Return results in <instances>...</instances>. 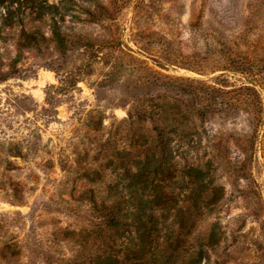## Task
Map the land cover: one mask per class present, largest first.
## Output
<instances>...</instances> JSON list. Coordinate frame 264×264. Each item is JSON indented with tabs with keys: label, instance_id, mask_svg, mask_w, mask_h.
Masks as SVG:
<instances>
[{
	"label": "rangeland",
	"instance_id": "374dc122",
	"mask_svg": "<svg viewBox=\"0 0 264 264\" xmlns=\"http://www.w3.org/2000/svg\"><path fill=\"white\" fill-rule=\"evenodd\" d=\"M52 28L65 35L63 50ZM28 32L38 48L22 44ZM231 66L240 72L223 70ZM168 78L185 91L254 86L261 104L177 102ZM152 95L167 102V126L171 117L186 125L172 134L168 164L179 173L205 165L209 190L222 192L184 227L178 256L213 229L201 264H264V0H0V264L86 256L77 233L96 231L92 199L143 154L135 141L149 140L151 124L128 112ZM199 188L171 182L165 191ZM183 206L187 220L193 208ZM121 240L111 232L116 247Z\"/></svg>",
	"mask_w": 264,
	"mask_h": 264
},
{
	"label": "trees",
	"instance_id": "16d2710c",
	"mask_svg": "<svg viewBox=\"0 0 264 264\" xmlns=\"http://www.w3.org/2000/svg\"><path fill=\"white\" fill-rule=\"evenodd\" d=\"M47 7L56 9L53 5ZM11 19L9 14L5 16V22ZM51 31L54 41L60 50H63L65 35L55 28ZM24 38L23 45L38 48V40L33 32L24 33ZM223 70L240 72L238 66ZM170 81L176 84L173 85L176 88L183 79L168 78L166 83ZM175 95L177 97L174 100L177 102L182 101V95L190 97L189 100L198 96L204 100L205 106L216 105L217 102L225 105L247 103L257 108L261 104L255 87L245 84H240L233 91H225L203 83L200 87H188L187 91L179 87ZM159 100L160 98L152 95L147 103L144 101L145 103L129 110L128 117L131 120L151 124L152 136L147 141H139L138 136L135 145L143 148V154L135 156L132 166L120 172L113 184H105V197L97 201L92 199L94 207L99 208L100 217L97 224L100 225L95 232L80 230L77 233L81 241L80 246H87L86 256L77 264H201L204 258H208L207 251L216 242L213 229L204 233L203 238L196 234L195 244H189L190 246L183 250L186 252L183 256H178L175 243L181 239L186 240L188 231H184V227L194 224V216H205L213 210L222 192L217 191L216 185L209 190L210 178H206L208 169L205 165H186L179 173L168 164L173 152L170 146L172 134H185L186 125H178L179 122L171 117L169 125L172 126L168 127L167 102L162 103ZM195 111L201 117L207 112L204 108ZM171 182L186 185L191 183L197 188L202 186L205 189L199 188L180 197L179 193L165 191V187ZM186 201L193 208L190 211L193 215L184 220V211L188 210L183 206ZM170 215L171 221L167 223L166 219ZM111 232L122 236L118 247L114 241H109ZM95 236L98 241L94 242Z\"/></svg>",
	"mask_w": 264,
	"mask_h": 264
}]
</instances>
